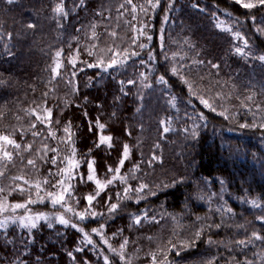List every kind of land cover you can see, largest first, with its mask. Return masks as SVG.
Listing matches in <instances>:
<instances>
[{
    "label": "trees",
    "instance_id": "1",
    "mask_svg": "<svg viewBox=\"0 0 264 264\" xmlns=\"http://www.w3.org/2000/svg\"><path fill=\"white\" fill-rule=\"evenodd\" d=\"M243 2L0 0V264H264V5ZM106 34L121 65L97 64ZM220 181L226 214L195 198Z\"/></svg>",
    "mask_w": 264,
    "mask_h": 264
},
{
    "label": "rangeland",
    "instance_id": "2",
    "mask_svg": "<svg viewBox=\"0 0 264 264\" xmlns=\"http://www.w3.org/2000/svg\"><path fill=\"white\" fill-rule=\"evenodd\" d=\"M114 19H115V17L114 18L109 17L107 27H109L111 24L114 23V21H115ZM107 35L108 34H106V37L104 39H102L101 41H98L92 45L93 49L95 50L97 59L99 60V63H97V64L98 65L105 64L104 68L114 67L116 65L122 64L120 62L121 61V54L113 53L112 55H110L108 50L106 49L105 41H106ZM113 61H116V63L113 64ZM149 85H150L149 83L142 82V80H140V86L141 87H149ZM139 100H142V98L140 97ZM203 104H205V103H203ZM169 106H171L172 110H177L174 101L171 100L170 102H168V107ZM189 115H191V116L188 118V123L186 125V128H184V130H185V133L187 135H195L200 128L201 119L198 118L197 113L190 111ZM179 116L182 118L184 117V115H179ZM168 121H169V118H166V120L162 121V123L167 125V127H168ZM241 126H243V125H241ZM242 129H245V128H242ZM263 156H264V153H263ZM73 164H75L74 160H72V159L66 160L63 180H62V182H61L59 188L57 189L55 196L53 198V199H58L59 197L62 196L63 199L59 200V202H57V203H53V200H51L50 206L51 205H52V207L59 206L61 204V202L65 199V192H66V187H67L68 176H69L71 170L73 169ZM202 183L203 184L205 183L206 189L209 187V185H208L209 181L207 179H205ZM219 184H220L219 192L217 194H215L214 197L210 194L209 190L206 191L205 188L201 189V187H200L196 192L195 198L198 201L205 199V200H207V202H212V206L215 210L226 214V213H229L231 210L227 207V205L224 204V195L226 194V189H225L223 183H221V181L219 182ZM250 202H252V201H250ZM12 207L17 208V207H15V205ZM14 208L10 209V212L12 214L14 213V210H15ZM54 212L55 211H53L52 213H54ZM254 213H256V212L254 211L253 214ZM254 215H255L256 220L259 219L260 221L264 222V218H260V216L258 214H254ZM41 217H42V214L41 215H38V214L37 215H24L23 217L19 218V221L22 224L33 225ZM4 222H5V219H3L2 223H4Z\"/></svg>",
    "mask_w": 264,
    "mask_h": 264
},
{
    "label": "snow or ice",
    "instance_id": "3",
    "mask_svg": "<svg viewBox=\"0 0 264 264\" xmlns=\"http://www.w3.org/2000/svg\"><path fill=\"white\" fill-rule=\"evenodd\" d=\"M7 2H8V3H12L13 0H7ZM236 3H239V4H241L242 7H244V8H249V9H251V8L257 6L256 3H253V2H247V3H244L243 0H236ZM258 3H259L260 5H264V0H258ZM61 11H62L61 8H59V7L56 8V12H57V13H59V12H61ZM28 27L31 28V27H33V25H32V24H29ZM149 39H151V37H149ZM141 47H143V46H141ZM57 55H59V53H58ZM260 59H261L262 61H264V56H261ZM114 63H116V61H113V64H114ZM110 66H111V65H110ZM57 67H59V65H57ZM214 67H215V65H214ZM205 103H206V102H205ZM38 119H39V117H38ZM33 127H35V125H33ZM100 127L103 128V125H100ZM66 130H67V129H66ZM110 139H111L110 137H103V138H102V142H103L104 140H110ZM0 141H3L5 145L13 144V143H14V142H13L8 136H2V135H0ZM15 146H16V147H19V145H15ZM127 147H128V146L125 145V156H126V154H127ZM3 158H4V159H8V158H9V154H8L7 152H4V157H3ZM29 163H33V162H32V161H29ZM122 163H123V161H121V164H122ZM75 166H76V165L73 164V167H75ZM89 168H90V170H92V165H91V163L89 164ZM92 171L94 172V170H92ZM109 171H112V169H109ZM115 171H116V172H119V168H117ZM88 179H90V180L94 179V175H93V174H90L89 177H88ZM111 182H112L111 180L108 181V183H111ZM96 183H97L98 188H99L100 190H102V189H103V185H102L98 180L96 181ZM96 195H97V196L99 195V191H97ZM62 199H63L62 196L59 197L58 199H53V203H57V202H59V200H62ZM93 199H94L93 196H88V197H87V200L89 201V203H91ZM15 207L19 208V207H23V205L17 204V205H15ZM115 208H116V205H112V206H111V210H114ZM81 218H83V217H81ZM60 220H61V223H65V224H67V221H65L62 217L60 218ZM32 226L35 227L34 224H33ZM93 231H96V230L94 229ZM88 242L91 243V241H88ZM125 243H127V242H125ZM123 246H124V245H121V249H123ZM78 250H79V249H78ZM121 259H123V257H121ZM105 264H107V259H106V261H105Z\"/></svg>",
    "mask_w": 264,
    "mask_h": 264
}]
</instances>
